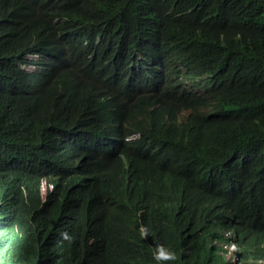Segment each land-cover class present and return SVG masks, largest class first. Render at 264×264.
Wrapping results in <instances>:
<instances>
[{
	"label": "trees",
	"instance_id": "16d2710c",
	"mask_svg": "<svg viewBox=\"0 0 264 264\" xmlns=\"http://www.w3.org/2000/svg\"><path fill=\"white\" fill-rule=\"evenodd\" d=\"M0 264H264V0H0Z\"/></svg>",
	"mask_w": 264,
	"mask_h": 264
},
{
	"label": "rangeland",
	"instance_id": "374dc122",
	"mask_svg": "<svg viewBox=\"0 0 264 264\" xmlns=\"http://www.w3.org/2000/svg\"><path fill=\"white\" fill-rule=\"evenodd\" d=\"M45 188H46V185H45V182H43L42 185H41V192H42L43 194H45ZM226 257H227V258H230V256H227V255H226ZM233 258H234V257H233Z\"/></svg>",
	"mask_w": 264,
	"mask_h": 264
},
{
	"label": "clouds",
	"instance_id": "9594fccd",
	"mask_svg": "<svg viewBox=\"0 0 264 264\" xmlns=\"http://www.w3.org/2000/svg\"><path fill=\"white\" fill-rule=\"evenodd\" d=\"M43 182H44V181H43ZM43 182H41V185H42ZM41 185H40V187H41ZM45 185H46V183H45ZM47 186H48V188H51V184H48V185H46L45 190L47 189ZM42 194H43V193H42Z\"/></svg>",
	"mask_w": 264,
	"mask_h": 264
}]
</instances>
